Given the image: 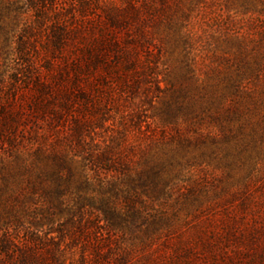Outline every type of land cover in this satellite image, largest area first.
<instances>
[{
    "label": "trees",
    "instance_id": "obj_1",
    "mask_svg": "<svg viewBox=\"0 0 264 264\" xmlns=\"http://www.w3.org/2000/svg\"><path fill=\"white\" fill-rule=\"evenodd\" d=\"M168 1L0 0V264H264V53Z\"/></svg>",
    "mask_w": 264,
    "mask_h": 264
},
{
    "label": "rangeland",
    "instance_id": "obj_2",
    "mask_svg": "<svg viewBox=\"0 0 264 264\" xmlns=\"http://www.w3.org/2000/svg\"><path fill=\"white\" fill-rule=\"evenodd\" d=\"M178 12L185 14L182 30L189 38L190 59L200 79H204L213 67L226 68L222 56L231 61L239 52L241 57L250 59L264 53V0H178ZM169 56L163 58L160 69L167 67L171 78L174 75L179 78L184 65L180 49ZM160 86L164 87L165 82ZM161 103V100L154 101V106L148 110V115L155 121L160 120ZM178 124L182 125V122L178 121ZM256 201L261 204L264 197L257 196ZM261 207L259 214L264 215V203Z\"/></svg>",
    "mask_w": 264,
    "mask_h": 264
}]
</instances>
